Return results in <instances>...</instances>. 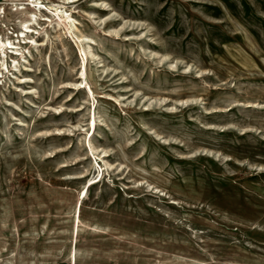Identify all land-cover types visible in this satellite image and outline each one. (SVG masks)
Returning a JSON list of instances; mask_svg holds the SVG:
<instances>
[{"label":"rangeland","instance_id":"374dc122","mask_svg":"<svg viewBox=\"0 0 264 264\" xmlns=\"http://www.w3.org/2000/svg\"><path fill=\"white\" fill-rule=\"evenodd\" d=\"M0 264H264V0H0Z\"/></svg>","mask_w":264,"mask_h":264},{"label":"built area","instance_id":"2783aa9c","mask_svg":"<svg viewBox=\"0 0 264 264\" xmlns=\"http://www.w3.org/2000/svg\"><path fill=\"white\" fill-rule=\"evenodd\" d=\"M9 48V47H8Z\"/></svg>","mask_w":264,"mask_h":264}]
</instances>
